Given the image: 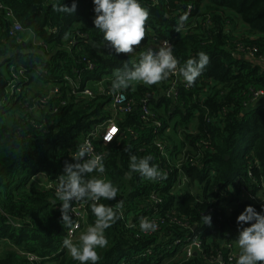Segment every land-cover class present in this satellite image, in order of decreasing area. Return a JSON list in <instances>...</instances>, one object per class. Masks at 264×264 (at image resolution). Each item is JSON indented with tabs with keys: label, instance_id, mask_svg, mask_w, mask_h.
Segmentation results:
<instances>
[{
	"label": "trees",
	"instance_id": "obj_1",
	"mask_svg": "<svg viewBox=\"0 0 264 264\" xmlns=\"http://www.w3.org/2000/svg\"><path fill=\"white\" fill-rule=\"evenodd\" d=\"M0 2L13 12L10 18L0 10V264H79L63 246L68 229L61 223L57 177L85 137L114 116L119 133L96 146L104 155L102 178L119 191L100 203L115 207L123 200L124 207L122 218L105 230L108 245L97 249L98 264H162L195 239L201 245L193 255L184 252L168 264H236L237 217L248 205L264 211V200L241 197H264V96L256 99L264 90V65L257 61L264 63V0H139L150 13L144 42L170 41L181 66L201 51L210 61L194 85L177 86L175 102L164 94L174 76L122 89L133 108L117 114L114 70L138 56L104 46L93 0ZM73 2L74 13L54 11ZM14 20L23 28L15 36ZM37 82L40 90L33 87ZM87 87L93 96L72 92ZM149 95L152 114L145 119L142 105ZM7 113L12 117L5 121ZM176 116L173 129L182 128L181 143L167 133ZM133 154L152 156L150 163L167 178L153 182L133 173L127 179ZM42 173L53 186L31 182ZM195 184L201 194L188 187ZM85 208L86 225H93L90 205ZM203 215H211V226L203 224ZM141 217L159 228L142 231Z\"/></svg>",
	"mask_w": 264,
	"mask_h": 264
},
{
	"label": "clouds",
	"instance_id": "obj_2",
	"mask_svg": "<svg viewBox=\"0 0 264 264\" xmlns=\"http://www.w3.org/2000/svg\"><path fill=\"white\" fill-rule=\"evenodd\" d=\"M93 4V22L95 28L103 34L104 46L106 42L117 54L136 57V49L142 45L147 35L149 10L139 0H93ZM75 10V2L71 7L65 4L54 6V11L65 14L74 13ZM186 19V15L180 18L175 29L177 32L183 29ZM156 48L158 50L147 47L138 54V58L125 62L122 69L114 70L111 91L115 93L133 84L151 87L172 76L182 77L185 86L191 87L210 61L209 56L201 51L197 57L189 58L181 66L173 54V45L168 40L160 42ZM104 141L106 144L111 143L106 134ZM152 159L150 155H130L129 171L125 173V177L131 179L133 173H138L142 178L153 182L166 179L158 167L150 163ZM71 160L73 162L65 161L63 174L57 177L56 186V197L61 205V223L68 229L63 246L79 264H98L100 255L97 249L107 247L105 230L122 218L124 201L119 200L115 207L100 203L101 199H116L119 190L110 180L102 178L105 173L104 155L96 153L88 141L77 146ZM92 173L96 175H90ZM73 201L90 205L95 217L94 224L79 235L78 243L72 239L75 229L79 228V224L70 215L76 212ZM201 219L203 224L211 226V215H203ZM237 224L240 227L236 239L239 248L236 264H264V211L257 212L253 206L248 205L237 217ZM139 227L147 232L155 231L157 225L147 217H141Z\"/></svg>",
	"mask_w": 264,
	"mask_h": 264
},
{
	"label": "built area",
	"instance_id": "obj_3",
	"mask_svg": "<svg viewBox=\"0 0 264 264\" xmlns=\"http://www.w3.org/2000/svg\"><path fill=\"white\" fill-rule=\"evenodd\" d=\"M0 10H5L6 11V15L8 17H10V18H13V12L10 11V10H8L7 7L4 6L1 2H0ZM22 30H23L22 25L18 21L14 20L13 21V24H12V27L10 29V34L13 35V36H15L19 32H21ZM159 44H160V42H158L157 46ZM155 50H158V49L156 48ZM84 60H86L89 63L90 68H93L94 67L93 63L90 60H87L86 57H84ZM174 77L177 78V81H176V83H173L172 84V87H171V90L170 91L173 92L175 94V96H176V89H177V86H178L177 85L178 79L181 80L182 78L179 77V76H174ZM182 81H183V79H182ZM179 84H180V82H179ZM14 88L15 87L12 86V89H14ZM54 91L57 92L58 89L55 87L54 88ZM72 92H73L74 95H85V96H88V97L89 96L91 97V96L94 95L93 90L91 88H89V87L85 88L81 92L78 91L77 89H73ZM262 96H264V90L258 91V93L256 94V99H258V98H260ZM42 102H44V101L42 100ZM132 108H133V101L128 98V96H127V94L125 92H123L122 90H120V91H118V92H116V93L113 94L112 110H114V112L116 114L119 113V112L129 113V112H131ZM142 110H143V118H145V119H147V117H149L152 114L150 105L148 103V98L147 99H143ZM157 125H160V123L157 122ZM118 133H119V127H118V124H117V122L115 120V116H114V118L105 121L98 128H95L93 131H91L85 137L84 142L85 141H88L91 144L92 148L94 149V151L96 153L103 154L98 149V147L96 146V141H102V143L104 145H106V143L104 141L105 134L112 141L114 139V137ZM158 144L160 145V148H161L162 152H164L165 151L164 144H162L161 142L158 143ZM165 154H166V151H165ZM167 156H168V154H167ZM183 180H185V176L183 177ZM51 186H53V185L50 183V185L48 187H51ZM72 203H73V206H74L76 212H75V214L74 213H70V215H72V218L74 219V221L79 224V228L78 229H75V231L73 233V236H72V239L74 240V238L77 235V232L80 230L81 227H83L86 224V208H85V205L84 204L75 203L74 201ZM158 228H159V226L157 225L156 230ZM67 233H68V231H67ZM200 245L201 244H200L199 239H195L193 241H190L185 246L184 251L186 252V254L188 256H191V255H193L195 253L196 249L200 248ZM228 247L231 248V245H229ZM233 255L234 254L231 252L230 253L229 260H232L233 259ZM222 264H224V263H222Z\"/></svg>",
	"mask_w": 264,
	"mask_h": 264
},
{
	"label": "rangeland",
	"instance_id": "obj_4",
	"mask_svg": "<svg viewBox=\"0 0 264 264\" xmlns=\"http://www.w3.org/2000/svg\"><path fill=\"white\" fill-rule=\"evenodd\" d=\"M239 30H241V25H238V27H237V32ZM28 36H30V35L24 36L26 40L30 38ZM34 42L38 43V41H36V40H34ZM250 58H252V57H250ZM257 61L264 65V63L261 62V60L260 61L257 60ZM33 87H34V89H37V90H40L42 88V86H41V84L39 82L35 83ZM29 95H32V91H29ZM33 109H35V107ZM5 117H6L5 118V121H6V120H8V119H10L12 117V114L11 113H7V115ZM178 119H179L178 116L174 117L173 121L171 122V127L168 129L167 133L169 135H171V136H174V138H177V141L181 143V141L183 139V136H184V132L182 131V128L181 127H178V131H175L176 129H173L174 128L173 125L175 124V121L178 120ZM193 119L194 120L191 122V124H189V128H188V131H191V132H194L195 131V127H196V124H197V121L195 120V118H193ZM31 182L35 183L37 186H39L41 188L48 187L50 185V183L48 182V179H47V175L46 174H43V173L35 176L32 179ZM187 183L182 186L184 189L187 187ZM188 187H190L191 190L193 192H195V193L201 194V192H202L200 190V188L198 187V184L191 185V186H188ZM241 197L242 198H249V199H251L253 201H256V202H263V200H264V197L261 194V192H259L258 195H250V194H247L246 192H244L241 195ZM87 227L88 226L85 224L83 227L80 228V230L77 232L76 237L74 238V242H77L78 243L79 235L82 232L86 231ZM184 252H183V249H182L176 255L165 259L162 264H168L170 262H173L175 259H178L179 257H183L184 256L183 255ZM238 254H239V248L237 247V249H236V256Z\"/></svg>",
	"mask_w": 264,
	"mask_h": 264
},
{
	"label": "crops",
	"instance_id": "obj_5",
	"mask_svg": "<svg viewBox=\"0 0 264 264\" xmlns=\"http://www.w3.org/2000/svg\"><path fill=\"white\" fill-rule=\"evenodd\" d=\"M28 37H30L29 39H32L33 41L34 40H36V41H38L34 36H28ZM39 42V41H38ZM152 46H157V44L155 43V42H153V40H147V41H145L144 43H142V45L139 47V48H137L136 49V54H137V56H138V54L141 52V51H144L147 47H152ZM180 79H178V83H177V85H179V82L180 83H182L183 81H182V79L179 81ZM54 86L52 85L51 86V89L54 91ZM102 88V86L99 88V89H101ZM166 96H170L173 100H174V102L176 101V96H175V94L173 93V92H171L170 90L169 91H167V92H165L164 93ZM160 111L162 112V110L160 109ZM100 125H98V126H96V128H98ZM173 138H174V136H172ZM174 140L175 141H177V138H174Z\"/></svg>",
	"mask_w": 264,
	"mask_h": 264
},
{
	"label": "water",
	"instance_id": "obj_6",
	"mask_svg": "<svg viewBox=\"0 0 264 264\" xmlns=\"http://www.w3.org/2000/svg\"><path fill=\"white\" fill-rule=\"evenodd\" d=\"M152 48L155 50L156 49V46H152ZM153 96L152 95H149L148 96V99H151Z\"/></svg>",
	"mask_w": 264,
	"mask_h": 264
}]
</instances>
